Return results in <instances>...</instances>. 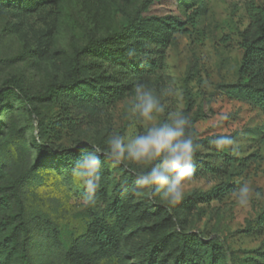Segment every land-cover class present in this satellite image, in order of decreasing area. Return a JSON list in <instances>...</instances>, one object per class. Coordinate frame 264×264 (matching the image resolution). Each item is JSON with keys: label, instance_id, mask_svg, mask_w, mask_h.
Returning <instances> with one entry per match:
<instances>
[{"label": "rangeland", "instance_id": "1", "mask_svg": "<svg viewBox=\"0 0 264 264\" xmlns=\"http://www.w3.org/2000/svg\"><path fill=\"white\" fill-rule=\"evenodd\" d=\"M142 2L40 0L35 9L25 11L0 1V83L19 77L28 93H37L49 82L68 78L75 46L118 29L127 15L137 16L142 24L158 25L177 18L184 29L168 34L163 69L142 77L139 84L157 91L172 84L168 110L189 116L200 145L198 157L220 166L207 176L194 174L185 186V197L218 184L226 191L187 198L170 207L133 188L139 166L125 162L113 167L105 157L96 203L85 206L82 189L71 180V168L57 165L51 157L38 159V145L85 152L94 144L106 150L112 132H142L145 123L126 103L138 83L104 106L59 94L52 101L35 102L40 114L31 115L15 101L0 110V221L4 222L0 264H18L16 250L2 245L11 227L6 216L14 212V202L1 196L38 160L41 163L19 187L29 227L27 249L34 264H146L153 242L161 237L157 257L161 264H172L183 247L192 250L184 235L198 244V264L212 254L220 264H264V198H253L246 207L236 202L242 183L264 194V113L222 91V86L238 79L246 8L249 4L264 8V0ZM82 76L91 84L101 81L100 70H87ZM53 123L63 126L59 137L50 131ZM221 134L233 138L234 150H219L209 143ZM117 194L124 197L119 205L112 203ZM100 228L115 238L112 249L96 239Z\"/></svg>", "mask_w": 264, "mask_h": 264}, {"label": "trees", "instance_id": "2", "mask_svg": "<svg viewBox=\"0 0 264 264\" xmlns=\"http://www.w3.org/2000/svg\"><path fill=\"white\" fill-rule=\"evenodd\" d=\"M0 1L25 11L35 9L40 2V0ZM147 1L143 0L142 4ZM246 10L248 24L243 31L241 43L243 53L237 70L238 79L234 83L222 86V91L228 97L246 102L264 113V8L249 4ZM182 23L177 18H172L165 24L158 25L150 22L142 24L137 16L127 15L125 22L118 29L105 36L91 38L84 44L73 48L68 78L49 82L41 91L34 94L27 92L19 77L2 80L0 110L19 101L31 115H39L40 110L34 103L52 101L59 94L100 106L112 104L119 96L128 92L130 86L139 83L142 77L163 69L168 34L184 29ZM87 70H100L101 81L98 84H91L85 80L82 73ZM112 80L115 82L119 80L120 83L112 82V84L109 82ZM62 127V125L53 123L50 131L55 137H59ZM82 152L84 150H53L47 144H39L37 148L38 159L50 161L47 159L51 157L57 165L66 168H72ZM225 155L226 153L223 152V156ZM227 157L233 159L230 155ZM101 158L102 161L105 160L104 156ZM194 161L195 175L207 176L209 173L220 170L219 165L216 166L199 158L198 152L194 155ZM40 163L38 160L36 164L22 171L7 185L8 192L1 196L4 201L11 199L14 202V212L6 216V222L9 221L11 227L3 236L2 245L10 250H16L18 264H34L27 249L29 227L25 219V206L19 193V187ZM224 191H226L225 186L218 184L208 192L191 193L183 200L202 198L210 193L219 196ZM123 201L124 197L117 194L112 203L119 205ZM0 223L4 222L0 221ZM95 237L106 249H112L116 245L115 238L105 228H100ZM184 238L192 250L183 247L172 258V264H198L200 259L198 244L191 241L189 235H184ZM163 239V237L157 238L153 242L155 247L149 253L146 264H161L157 257L159 248L156 247L162 246ZM203 264H220V260L212 254Z\"/></svg>", "mask_w": 264, "mask_h": 264}, {"label": "clouds", "instance_id": "3", "mask_svg": "<svg viewBox=\"0 0 264 264\" xmlns=\"http://www.w3.org/2000/svg\"><path fill=\"white\" fill-rule=\"evenodd\" d=\"M174 95L171 83L154 88L137 84L134 95L126 102L128 110L145 123L142 132L136 134L112 132L106 140V150L90 144V150L82 152L73 164L70 177L83 191V203H96L100 186L102 156L113 167L131 162L139 166L133 188L150 199H157L167 206L179 204L185 197V186L196 172L194 155L200 145L195 140L189 116L183 111L168 110L166 99ZM216 149L235 148V141L228 135H216L209 140ZM264 194L242 183L236 194V202L246 207Z\"/></svg>", "mask_w": 264, "mask_h": 264}]
</instances>
